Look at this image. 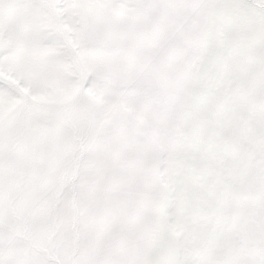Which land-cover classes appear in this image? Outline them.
Masks as SVG:
<instances>
[{
    "label": "snow or ice",
    "instance_id": "snow-or-ice-1",
    "mask_svg": "<svg viewBox=\"0 0 264 264\" xmlns=\"http://www.w3.org/2000/svg\"><path fill=\"white\" fill-rule=\"evenodd\" d=\"M0 264H264V0H0Z\"/></svg>",
    "mask_w": 264,
    "mask_h": 264
}]
</instances>
